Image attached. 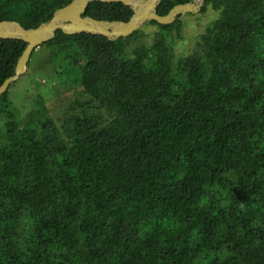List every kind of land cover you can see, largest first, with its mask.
Listing matches in <instances>:
<instances>
[{"label":"trees","instance_id":"1","mask_svg":"<svg viewBox=\"0 0 264 264\" xmlns=\"http://www.w3.org/2000/svg\"><path fill=\"white\" fill-rule=\"evenodd\" d=\"M69 1L0 0V20L35 27ZM207 7L219 14L183 55L179 16L40 44L79 66L80 87L58 116L21 74L0 94V264H264V0ZM25 46L0 39V84ZM11 87L34 95L26 114Z\"/></svg>","mask_w":264,"mask_h":264},{"label":"water","instance_id":"2","mask_svg":"<svg viewBox=\"0 0 264 264\" xmlns=\"http://www.w3.org/2000/svg\"><path fill=\"white\" fill-rule=\"evenodd\" d=\"M92 1L120 2L129 6L132 14L126 21L95 19L84 15L87 5ZM160 2L161 0H70L67 4L55 9L48 20L35 27L25 28L15 20H0V39H20L26 43L15 65L14 73L0 84V94L7 89L10 82L25 72L31 51L52 38L57 30L66 34L89 32L114 39L130 34L148 20H154L160 24L171 23L185 12L198 11L203 4V0L175 4L165 14L160 15L157 13Z\"/></svg>","mask_w":264,"mask_h":264},{"label":"rangeland","instance_id":"3","mask_svg":"<svg viewBox=\"0 0 264 264\" xmlns=\"http://www.w3.org/2000/svg\"><path fill=\"white\" fill-rule=\"evenodd\" d=\"M218 14L216 9L207 7L204 12L199 9L195 12H185L179 15L181 37H178L176 29H171L168 32V36L174 39L173 52L175 55L188 53L198 40L199 34L208 27ZM139 28H142L145 33L158 29L156 25L145 24V22ZM50 52L51 49L47 46H37L29 58L25 72L21 74L20 79L24 83L31 81V85L37 91L36 93L39 94L48 107L49 113L58 116L69 108L70 102L73 100L77 89H79L81 72L77 64L68 60L52 63ZM21 81L18 83H21ZM10 90L11 94L9 95L12 104L17 108H19L18 106L23 108L21 114H26L32 104V101L27 102V100H34V95L25 96V92L21 87L18 90L11 87ZM31 92L33 93V88Z\"/></svg>","mask_w":264,"mask_h":264}]
</instances>
